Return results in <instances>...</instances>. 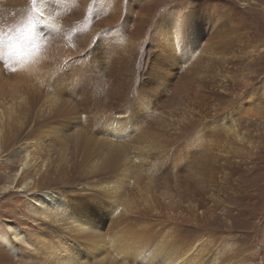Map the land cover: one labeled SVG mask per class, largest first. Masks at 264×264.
I'll return each instance as SVG.
<instances>
[{
	"label": "rangeland",
	"instance_id": "obj_1",
	"mask_svg": "<svg viewBox=\"0 0 264 264\" xmlns=\"http://www.w3.org/2000/svg\"><path fill=\"white\" fill-rule=\"evenodd\" d=\"M85 1L88 8L87 11L81 12L84 13V18L74 15H77L78 12L66 11L62 6H59L61 4L72 6L73 3L76 4L77 2L84 4ZM3 2L6 4L3 11L7 15H12L15 11L25 7V11L22 13L25 12L26 18L25 14L23 17L18 16L16 18V21L20 22L21 25L22 22L24 24L26 20H30L33 11L32 0H3ZM98 2L99 0H49L50 5L52 3L56 5V9H52L48 13L50 17L48 16L46 20L48 35L54 38L51 44L62 49L73 46L76 53L71 56L77 57L76 60L84 58L83 52L91 55L92 51L89 50L91 45L89 44L87 47L86 39L91 35L94 36L91 31L97 30L92 25L93 18L91 16L104 12L101 9H96L95 5ZM123 5L125 8H121V11L124 10V15L127 10H125L126 4L123 3ZM146 5L150 9L148 13L152 26L159 23L166 13L168 18L171 14L173 16L178 14V18L185 22H190V24L196 22L201 27L200 30L195 28L201 33L198 37L199 44L196 45L198 50L200 53L202 52L203 57H206L207 46L210 47L207 52H214V62L208 64L210 65L209 73L206 75V79H202L204 89L199 91L200 96L196 100L198 105L196 108L180 107L179 109L185 108V112L189 113L183 114L184 112H182L181 117H179V109L175 111V108L169 107L171 102L167 101V93L161 91L153 100H150V111L141 113V118L137 119L135 123V130L143 133L159 120L164 122L178 121V125L172 127L174 130H171L168 139L162 145L167 151L174 147H182L185 143L189 145L192 135L194 137L201 135L202 139H199V142L203 141L207 145H211V148L214 147V151H219V153L216 152L217 154H224L223 152L230 154V156L229 154L226 155L229 162L221 160L213 162L214 167L221 169V173L217 174L214 184L209 183L207 188L201 187L203 194L197 199L200 203V205L198 203L199 207H211L214 211L204 217L203 213L200 214L201 211H199V218L204 219L205 222L203 225L195 226L188 224L189 220L182 222L174 215L158 213L154 206L153 212L157 214L154 218L145 215L144 212L133 210L127 215L132 218L129 220L125 216L119 215L124 206L123 199L125 200V197L120 195L114 201L112 195L107 192L108 188L114 184L123 187V189L118 190L120 193L132 191L133 187L136 188L139 185L138 196L135 195L134 199H131L132 202H138L139 196H144L149 187L150 183L147 182L150 180L162 182L164 177L171 174V170L163 164L164 159L166 162L168 160L166 150L156 149L148 143H144V145L133 139H111L108 134L98 135L101 128V120L99 119L103 118L104 115L109 113L111 115L112 113V120L118 122L119 118L123 119L127 113L132 118L137 117L139 113L136 110L141 111L145 107H134V94L144 84L145 66L147 62L151 61L153 53L152 44L150 46L149 43V38L153 32L151 25H148L143 39L137 42V51L127 48L123 54V56L131 54L134 68L130 86H128L127 94L124 97L115 95L116 97L108 99V86L101 80L103 70L100 68L102 66L96 69L93 65L95 60L91 59L94 61L93 63L90 61L91 71H94L92 73L96 74L95 78L99 80L93 92L90 93L89 99L79 106L77 117H84V121L79 124L81 127H93L90 129L94 130V135L92 132L89 135H83L85 139H97L100 142L112 143L113 146L118 147L115 151V165L109 171L102 170L100 172L101 169L93 167L91 162L87 161V164H79V167H75L74 171L66 168L60 162L55 168H49L50 171L48 169L45 175L43 167L40 170L26 169L25 173L22 174L18 158L26 152L32 153L33 150L24 145L25 141H29L31 138L24 137L26 136L24 132L16 129H23L22 125L17 127L12 124L11 126L3 125L5 128L1 135L2 149L0 148V230H6L8 222L11 223L12 230L18 231V236L13 238L7 234V246L0 242V264H53L51 250L60 251V249H56V245H60L62 248L66 246L65 242L69 240L68 228L70 224L64 220L65 218L60 217L54 221L39 217L38 198L33 194L34 181L35 185H38L35 190L45 189L46 185H50L51 188L49 189L53 191L55 196L61 195L63 197V193L65 195L78 193L82 196H88L89 199L92 198L89 202L95 203L96 200L99 204L101 202V210L105 219L103 227L110 225L109 219L110 221L113 219L115 222L118 216H121L120 222L128 220L126 222L131 225L127 226L130 229L125 231L126 234L119 232L121 230L118 228L119 224L116 225L117 221L111 227L112 229L117 228L115 230L110 227L104 228L105 238L99 240L101 245L107 243L104 249L102 248L104 251L100 250L101 252H105L106 248L109 249L108 244L112 245L107 254L109 260L113 258L116 264H127V262L128 264H147L144 261L146 258L141 261V257L147 254H149V258L152 255L148 264H160L164 260L165 263L172 264L173 260L179 257L175 253L182 242L186 243L187 240L191 239V241L196 240V245H199L197 257L199 264H264V0H147ZM134 6L135 4H131L127 18L131 17ZM191 11H195L192 12L197 15L195 18L190 17ZM229 14L231 19L228 18ZM164 18L167 20L166 17ZM115 26H111L108 30L97 35L95 43H104V38L107 36L106 39H108V36L117 29L120 30L121 41L123 42L126 32L121 28L122 25H119L120 28ZM157 32L159 29H156L154 33ZM83 33L89 34V36L83 35ZM181 36H185L183 29ZM189 39L191 40V38ZM189 39L187 41H190ZM208 43L211 45H207ZM230 57L232 60L229 59ZM46 87L48 93L45 92L47 95L44 96L47 98L52 92L51 83ZM44 96L41 103L45 101ZM67 100L73 101L72 98ZM104 111L107 113L104 114ZM26 117L27 113H23L18 116V121H22L23 118L25 121ZM80 120L82 119L80 118ZM164 124V130L168 132L171 125L166 122ZM179 125L181 126L180 129L177 128ZM69 132L66 136L67 140L74 139L76 135ZM234 132L238 135L237 138H235ZM59 142L62 141H54V148L48 144H42L44 150L34 149L35 156L40 160L47 159V157L49 161L59 159L57 153L60 150L56 146ZM103 145L106 148V145ZM4 150L6 151L4 152ZM46 151H48L47 154ZM159 153H163V159L158 160ZM170 153L171 151H169ZM69 158L70 156L67 155L64 160ZM154 161L157 167L160 165L158 169L156 167L153 169ZM156 161L159 165L156 164ZM149 170L150 172H148ZM225 172L230 173V176L221 181L220 178ZM23 176L26 179L24 182L21 179ZM154 186L161 188V185L155 184ZM140 189L142 192L139 191ZM252 195L255 199L250 198ZM162 201L164 200L162 199ZM182 204L183 208H188L185 202ZM143 208L140 206V209ZM123 225V228L126 227L125 224ZM173 231H176V235H178L177 240H172L170 237L166 238L168 235L166 232L171 233ZM139 232L144 233V235L138 237ZM121 234L123 235L121 236ZM132 235L136 236L132 239H138L141 236L137 244H134V240L130 239ZM37 237L39 238L37 239ZM140 241L141 243H139ZM151 241L155 242L149 245L152 243ZM132 247L135 251H130ZM164 247L168 248L170 252H167ZM118 250L119 252H117ZM120 251H122L121 254ZM132 252L136 253L133 254Z\"/></svg>",
	"mask_w": 264,
	"mask_h": 264
},
{
	"label": "bare ground",
	"instance_id": "obj_2",
	"mask_svg": "<svg viewBox=\"0 0 264 264\" xmlns=\"http://www.w3.org/2000/svg\"><path fill=\"white\" fill-rule=\"evenodd\" d=\"M85 3L86 1L84 4L82 2H77L76 4L73 3L72 6L66 4H61L59 6H62L66 11L78 12L77 15H74L76 17L83 16L84 18V13L81 12L87 11L88 7ZM123 3L126 4L125 10H127V13L124 15V10L121 11V8H125ZM131 4H135V8L131 17L127 18ZM146 4L147 0H126L125 2L124 0H99L95 7L104 12L91 16L93 18L92 25L95 26L97 30L91 31V34L94 33V36H89V34H85L86 32L83 33V35L89 36L86 42L88 43L87 47L89 44L91 45L89 47V50L92 51L91 55L87 52H83L84 58L76 60L77 57L71 56L76 53L73 46L62 49L55 44H51L54 38L48 35V24L46 20L48 16L50 17V15H48L50 10L56 9L54 3L50 5L49 0H32L33 11H30L31 21L26 20V22L24 21V24L22 22L21 25L20 22L16 21V18H18V16L23 17L25 12L23 14L22 11H25V7L15 11L12 15H7L3 11L4 8H6V4L3 0H0V148L2 149L3 140L1 141V135L5 128L3 125L7 124L11 126L12 124L14 127L22 125L23 129H16L22 130L24 135H26L24 137L31 138V140L25 141L24 145L26 148L28 147L33 150L32 153L26 152V154L18 158L20 172L22 174L25 173L26 169L40 170L43 167L45 175L49 168H55L60 162L72 171L75 170V167H79V164H87V161H90L93 167L101 169L100 172H102V170L109 171L115 165V151L118 147L113 146L112 143L100 142V140L97 139H85L83 135H89L90 132L93 133L94 130L90 129L93 127H81L79 124L84 121V117H80L82 119L80 120L77 116L79 114V106L89 99L90 93L93 92L99 80L95 78L96 74L92 73L94 71H91V59L95 60V62L91 61V63L94 62L93 65L96 69L102 66L100 68L103 70V73H101V80L102 83L108 86V99L115 95L124 97L125 94H127V88L130 86L131 74L134 68L131 54L127 56H123V54L126 52L127 48L137 51V42L143 39L146 27L151 25L148 13L150 9ZM106 10L107 12H105ZM199 10L202 11L201 9ZM192 12L195 11L189 13L191 14L190 17L195 18L197 15ZM166 14L160 19L161 21L159 23L153 26L151 25V31L153 33L149 38V43L150 46L152 44L153 53L151 55V61L147 62L145 66L146 76L144 84L141 86L142 89H137L134 94V107H145L142 108L141 111L136 110V112L139 113L137 117L132 118L131 115L127 113L123 119L119 118L118 122L113 121L114 119L112 120V113L110 115V113L106 114L107 112L104 111L106 115H104L103 118L101 117V119L98 118L101 120V128L100 131H98V135L108 134L111 139H133L143 144L148 143L156 149L166 150L162 145L168 139L171 130H174L172 127L178 125V121H165L171 125L168 132L164 130L165 122L162 120L157 121L156 124L154 123L153 127L147 129V131L143 133H139V131L135 130L136 120L141 118V113L150 111V100H153L161 91H166L167 101L171 102L169 103V107L175 108V111L184 106H186V108L187 106L191 108H196L198 106L196 100L199 99V91H202V88L204 89V82L202 79H206V75L209 73L210 65L208 64L211 62L213 64L214 62V52H207L210 48L207 46V49L205 48L206 57H203L201 54L202 52L200 53L198 50L196 45L199 44L198 37L201 33L196 31L195 28L200 30L201 27H199L196 22L190 24V22H185L181 18H178V14H175V16L171 14L169 18ZM134 17L136 18L134 19ZM164 17H166L167 20ZM228 18L231 19L230 14ZM230 22H232V20H230ZM115 25L119 28L122 25L121 28L126 32V37H124L126 41H121L120 30L117 29L112 35L108 36V39H106L107 36L104 38V43H95L98 37L97 35ZM156 29H159V32L154 33ZM182 29L184 30L185 36H181ZM189 38H191V40ZM188 39L190 41H187ZM179 44L181 45L179 46ZM207 45L211 44L208 43ZM229 59H231V57ZM49 83H51L52 92H50L46 98L44 95L48 93L46 85ZM45 92L47 93L45 94ZM43 96L45 97V101L41 103ZM70 98L73 99L72 102L71 100H67ZM179 112V117H181L182 112H184L183 114L189 113L185 112V108L179 109ZM23 113H27L25 121H23L24 118L22 121H18V116ZM23 117H25V115H23ZM177 128L180 129L181 126L179 125ZM69 131L73 133V135H76L72 140H67L66 136ZM234 136L237 138L238 135H236V132H234ZM199 139H202L201 135L197 137L192 135V141H189V145L185 143L182 147L178 146L177 148L174 147L171 150H166L168 154H165L168 155V160L166 162L164 159L163 164L171 170L170 176L167 175L164 177L162 182L158 180H150L147 182L150 183L148 185L149 187L146 185L148 189L145 191V195L143 194L144 196H139L138 202H132L131 199H134V196L138 194L139 185L136 188L133 187L132 191H123L122 193H120V191L118 192V190L123 189L119 184L110 186L107 192L112 195L114 201H116V198L120 195L125 197V200L123 199L124 206L119 215L125 216L126 219L130 220L132 218H129L130 216L128 217L127 215L135 210L141 213L144 212L145 215L154 218V216L157 215L153 212L154 206L158 213L174 215L182 220V222L189 220L188 224H194V226L198 224L203 225L205 220L199 218L200 214L203 213L204 217L214 210H212L211 207H199L200 203L197 199L203 194L201 193L202 186L207 188L209 183L214 184L217 179V174L221 173V169L214 167L213 162L215 160L229 162V159L226 157L229 153L223 152L224 154L221 153V155H219L217 154L219 151H214V147L211 148V145H207L206 142H199ZM56 140L62 141L56 145L60 150L59 153H57L59 159L49 161L47 157V159L40 160L35 156L36 153L34 149L43 151L44 148L42 144H48L50 147L54 148L53 145H55L54 141ZM101 143L105 144L106 148L103 144L98 145ZM5 151L6 150H4V152ZM169 151H171L170 154ZM47 153L48 151H46V154ZM46 154L43 153V155ZM67 155H69L70 158L64 160ZM162 156L163 153H159L158 160L163 159L164 156L163 158ZM157 163L158 161H156V164ZM157 165H159V163ZM152 167H154L153 169H155V167L158 169L155 165V161ZM148 172H150V170ZM167 172L169 171L167 170ZM229 176L230 173L225 172L220 180L224 181L229 178ZM24 177L25 176L21 178L23 182L25 179ZM155 184L161 185V188H157V186H154ZM33 187V194L38 198L39 202V217L54 221L63 217L65 218L64 220L70 224L68 228L69 240L65 242L66 246L61 248L60 245H56V249H60V251L51 250L54 260V262L52 261L53 264H116L113 258L109 260V255L107 254L112 245L110 246V244H108L109 246H107L109 249L106 248L105 252H101L104 251L103 249L107 243L101 245L100 239L105 238L103 234L104 228H111L112 224L115 225L117 221L118 223L116 225L119 224L118 228L121 230L119 232H124L126 234L127 232L125 231L130 229L127 226L131 225L129 222H126L128 220L120 222L121 216H118L115 222L113 219V222L109 219L108 222L110 225L103 227L105 219L104 213H102L101 210V202L100 204L97 200L94 201L95 203L89 202L92 198L89 199L88 196H82L78 193H68L65 195V193L62 192L63 197L61 195L55 196L53 191L49 189L51 188L50 185H46L45 189L35 190V188L38 187V185H35V181ZM141 189L139 191H141ZM245 190L247 189L245 188ZM250 198L255 199L253 195L250 196ZM162 199L164 201H162ZM98 200H100V198H98ZM183 202L188 205V208H183ZM140 206L144 208L140 209ZM105 211L107 210L105 209ZM183 211L184 213H181ZM199 211H201L200 214ZM106 213H108V211ZM123 224H125L126 227L123 228ZM116 228L117 227L111 229L115 230ZM119 232H117V234H119ZM7 234L11 235L13 238H17L18 236V231L12 230L11 223L8 222L7 229L0 230V242L2 245H8L6 241ZM166 234H168L166 238L170 237L172 240H177L178 235H176V231L171 233L166 232ZM122 235L123 234H121V236ZM139 235H144V233L138 234V237ZM134 236L135 235H132L130 239ZM38 238L39 237H37V239ZM140 239L141 236L138 239L132 240H134V244H137ZM142 239L144 240V238ZM191 240H187L186 243L182 242L178 251L175 253V255L179 257L174 259L172 264H199V261L197 262L199 245H196V240ZM154 242L149 245H152ZM139 243H141V241ZM157 246L158 244L156 247ZM164 249L170 252L168 248L164 247ZM131 250L135 251L134 247L130 248V251ZM117 252H119V250ZM96 253L97 256L95 257ZM121 253L122 251H120V254ZM148 258L149 254L143 255L141 261L145 259L144 261L148 264L151 261L152 255L149 259ZM160 264L170 263H165L164 260Z\"/></svg>",
	"mask_w": 264,
	"mask_h": 264
}]
</instances>
